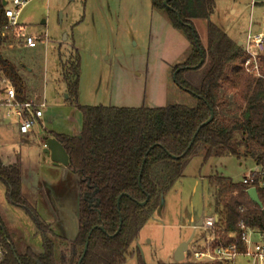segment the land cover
<instances>
[{"label": "trees", "instance_id": "1", "mask_svg": "<svg viewBox=\"0 0 264 264\" xmlns=\"http://www.w3.org/2000/svg\"><path fill=\"white\" fill-rule=\"evenodd\" d=\"M163 9L173 27L181 29L192 44L187 59L175 66L176 83L196 97V104L173 103L160 107H117L77 103L80 61L65 75L68 99L77 103L82 114L81 130L76 135L50 132L65 147L70 157L68 169L79 177V230L69 240L54 230L23 193L22 170L18 162L4 165L0 155V180L6 196L31 215L41 237V251L26 245L19 251L0 216V264H78L83 248L88 247L80 264H128L130 248L161 199L184 175L195 156L202 165L211 158L231 155L264 163V50L259 54L261 76L246 71V52L218 24L210 20L215 0H151ZM206 19L207 46L193 20ZM5 5L0 0V74L16 90L17 98L28 99L27 85L18 65L7 58L3 45L6 29ZM207 70L198 84L185 76L188 70ZM236 91L230 103L225 92ZM214 111L213 120L202 125ZM216 191L219 215L217 234L224 243L237 233L243 249L240 221L249 227L264 228V212L246 192V185L221 174L207 177ZM264 208V187L257 186ZM119 199V203H118ZM145 204H141L142 202ZM195 239V238H194ZM137 264H150L139 261ZM158 264H203L191 260Z\"/></svg>", "mask_w": 264, "mask_h": 264}, {"label": "rangeland", "instance_id": "2", "mask_svg": "<svg viewBox=\"0 0 264 264\" xmlns=\"http://www.w3.org/2000/svg\"><path fill=\"white\" fill-rule=\"evenodd\" d=\"M4 1L5 8L12 6L13 0ZM232 7L237 8L235 14ZM210 20L243 40L251 29L250 21L264 29V0H220ZM193 23L206 47L208 21L196 18ZM19 25L22 27L19 34L11 31L3 45L5 56L18 65L30 89L28 99L44 100L46 105L42 124L37 122L28 134L19 133L15 116L4 118L6 126L0 127L1 158L6 162L20 159L28 174L53 184L58 195L67 190L64 221L60 226L67 236H72L77 193L74 185L63 182L65 167L54 165L43 152L44 137L50 132L73 135L81 130L82 114L77 103L117 107H160L173 103L194 106L196 97L178 86L173 72L176 65L187 59L192 44L181 29L172 26L163 9L152 6L151 0H28L20 13ZM27 35H36L39 40L29 46L25 43ZM76 57L80 61L77 103L68 99L64 79L72 74L70 66ZM206 70L207 66L191 69L185 76L198 84ZM8 84L0 74V87ZM225 94L230 103L235 102L236 91ZM5 112L6 108L0 107V121ZM257 168L253 162L241 164L231 155L213 157L203 165L202 156H195L183 177L165 194L162 212L155 211L140 230L127 263L173 262L181 242L178 241L191 235L190 229L182 226L186 215L217 214L216 191L209 187L207 176L221 174L239 182ZM4 189L0 181V216L18 250L23 252L30 245L41 251V237L33 218L25 208L9 202ZM22 189L40 215L49 220L44 201L40 203L38 199L37 204V197L27 187ZM25 189L28 191L24 192ZM53 228L63 233L59 222ZM203 235L205 231L198 228L195 239ZM56 259V264H62L59 254ZM187 259L190 260L186 253ZM236 264L249 261L238 257Z\"/></svg>", "mask_w": 264, "mask_h": 264}, {"label": "built area", "instance_id": "3", "mask_svg": "<svg viewBox=\"0 0 264 264\" xmlns=\"http://www.w3.org/2000/svg\"><path fill=\"white\" fill-rule=\"evenodd\" d=\"M28 0H13L11 7L5 8V16L8 23L6 29L15 28L19 24V16ZM39 37L27 35L25 43L29 46L36 44ZM246 58L243 66L246 71L261 76V64L259 54L264 50V31L250 29L241 42ZM5 97L0 99V106L6 108V116L17 118L19 133L28 134L32 131L37 120L43 116L45 108L44 100L17 98L15 87L10 83L4 88ZM247 188L252 186H264V163L259 168L247 173L242 181ZM246 188V189H247ZM219 220L218 214L204 216L203 225L200 227L205 231V235L193 239L189 244L187 255L191 261L203 264H236L238 257H244L249 264H264V228L249 227L240 221V238L243 249L238 248L237 233L229 234V238L234 239L231 243H224L217 234L216 223ZM2 250L0 249V259Z\"/></svg>", "mask_w": 264, "mask_h": 264}, {"label": "crops", "instance_id": "4", "mask_svg": "<svg viewBox=\"0 0 264 264\" xmlns=\"http://www.w3.org/2000/svg\"><path fill=\"white\" fill-rule=\"evenodd\" d=\"M218 1H220V0H215V7H214V11H213V13L215 12V9H216V7H217V2ZM254 2V4L256 5V4H258V2L257 1H253ZM231 12L232 13H236L237 12V8H235V7H232L231 8ZM212 13V14H213ZM250 26H251V28L252 29H254V30H258V29H260L261 30V25L259 24V23H256V22H252V21H250ZM225 31H226V33L230 36V38H232L234 41H236L239 45H241V42H242V40L241 39H238V38H235L232 34H231V32L230 31H227L226 30V28H224L223 26H221ZM263 31H264V29H263ZM2 76V75H1ZM7 80V79H6ZM8 81V80H7ZM3 87H0V99H2V98H4L5 97V92L3 91ZM30 89L28 88L27 89V94H28V97H29V91ZM1 107V106H0ZM44 115V114H43ZM5 117H7L6 116V114L4 113V115H2V120L0 121V127H3V126H6L5 124H4V118ZM43 117V116H42ZM42 117L41 118H39L38 120H37V122H39L40 124H42ZM15 126L17 127V120H16V122H15ZM17 129H18V127H17ZM32 132V131H31ZM79 132H80V130H79ZM76 134V133H75ZM49 136H51V135H49ZM47 137V136H46ZM43 145H44V140H43V143H42ZM0 155H1V153H0ZM239 161L241 162V164H243L244 162H253L255 165H256V168L258 167V165L259 164H257V163H255L251 158H242V159H239ZM16 162H18L19 164H20V166H21V170H22V183H23V187L25 186V188L27 187V189L29 190H26V191H24V192H29L31 195H35L36 197H37V200H36V202H37V204H38V201L40 200V203H42L43 201V203H45L46 205H45V208H46V210H48L49 212H47L48 213V219L49 220H46L47 222H49V223H51V225L52 226H56L57 225V223H58V221L60 220V216H58V214L56 213V210H60V209H63V207H64V205H65V200H64V196H65V194H64V192H66L67 190H64L63 192H62V194H56V193H54V190H55V188H54V186H53V184H51V183H48L47 181H45V180H43V179H40V178H34L32 175H30V174H28V172H27V170L23 167V165H22V162L20 161V159L18 160V158H17V161ZM2 163L4 164V165H10V164H13V163H15V161H12V160H10V161H8V162H6V161H4L3 160V158H2ZM53 163V162H52ZM54 164V163H53ZM55 165V164H54ZM56 166H62V165H56ZM64 167V166H63ZM251 169V168H250ZM253 170V169H252ZM252 170H250V171H252ZM249 171V172H250ZM64 175H65V179H63V182H68V185H74V187H75V191L76 192H79V190H78V182H79V179H78V177L76 176V175H73V174H71L70 173V171L68 170V171H66V169H65V172L63 173ZM246 175V174H245ZM244 175V176H245ZM208 177V176H207ZM1 182H2V184H4V182L2 181V180H0ZM208 181V180H207ZM236 182V181H235ZM239 182H241V181H239ZM4 186H5V189H6V185L4 184ZM209 187H210V185H209ZM264 187V186H263ZM51 188H52V190H53V192H52V190H51ZM212 188V187H211ZM4 189V190H5ZM63 189H66V187H64ZM38 194H40V195H43V197H42V199L41 198H39V196H38ZM39 199V200H38ZM163 208H164V205L162 206V208L160 209V211H159V213H161L162 212V210H163ZM54 214V216H53V214ZM214 214H216V213H214ZM211 215H213V214H211ZM187 217H185V220L182 222V226L183 227H185V228H187V229H190V232L192 233L193 232V230L195 229L194 227H195V225H196V223L199 221V219L203 216H200V215H198L197 213H195V212H190L189 214H187L186 215ZM200 228V227H199ZM197 229L198 228H196L195 230H196V232H197ZM196 232H195V234H196ZM200 237V236H199ZM186 239V237H181L180 238V240L178 241V242H180V241H183V240H185Z\"/></svg>", "mask_w": 264, "mask_h": 264}, {"label": "water", "instance_id": "5", "mask_svg": "<svg viewBox=\"0 0 264 264\" xmlns=\"http://www.w3.org/2000/svg\"><path fill=\"white\" fill-rule=\"evenodd\" d=\"M165 5L167 4V0L164 2ZM3 4L6 5L7 2L3 0ZM179 69H177L175 72H174V79L176 81V73ZM214 118V111L213 109H211V113H210V116L209 118L204 121L202 123L201 126L203 125H206L208 123H210ZM43 152L46 153L48 156H50L51 158V161L55 164V165H62L65 167L66 171H68V165L70 163V157H69V154L68 152L66 151L65 147L63 146V144L55 137V136H48L45 138L44 140V148H43ZM80 188V183L78 182V190ZM80 192V190H79ZM79 192H76L77 193V206H76V215H75V222H74V228L75 230L73 235L72 236H67L66 235V232L64 231L63 228H61V226L63 225V221H64V218H63V215H65V207H63V209H60V210H56V213L58 214V216H60V220L58 221L59 222V227L62 229L63 233L62 235L65 236L67 239L69 240H74L77 236V233H78V230H79V202H80V194ZM246 192L249 196V198L254 202L256 203L259 207H261L263 209V212H264V208H263V202L259 196V193H258V189L256 186H252V187H249L246 189ZM79 196V198H78ZM146 201L142 202L141 204H145ZM118 203H119V199H118ZM165 204V200H164V197H162L161 199V207ZM203 219H204V215L199 219V221L196 223L195 225V229L196 228H199L203 225ZM61 225V226H60ZM193 230V232L191 233V235L181 241L179 243V245L177 246L176 250H175V253H174V261L175 262H181V261H184L185 258H186V252L189 248V244L193 241V239L195 238V232L196 230ZM87 247H88V241L86 242L84 248H83V253H82V256L81 258L84 256L86 250H87Z\"/></svg>", "mask_w": 264, "mask_h": 264}, {"label": "flooded vegetation", "instance_id": "6", "mask_svg": "<svg viewBox=\"0 0 264 264\" xmlns=\"http://www.w3.org/2000/svg\"><path fill=\"white\" fill-rule=\"evenodd\" d=\"M78 133H79V132H78ZM78 133H77V134H78ZM49 135H50V134H49ZM49 135H48V136H49ZM73 135H76V134H73ZM48 136H47V137H48ZM51 136H52V135H51ZM45 138H46V137H44V140H45ZM70 173H71V172H70ZM71 174L76 175V176L78 177V175L75 174V173H71ZM78 179H79V177H78ZM79 194H80V192H79ZM161 208H162V207H160L157 211H160ZM82 253H83V252H82ZM81 256H82V255H81ZM80 261H81V258H80V260L78 261V264H80V263H79ZM60 263H62V262L60 261ZM62 264H63V263H62Z\"/></svg>", "mask_w": 264, "mask_h": 264}]
</instances>
